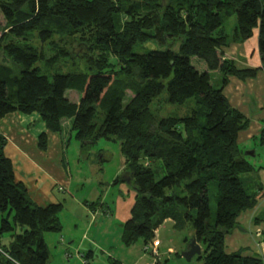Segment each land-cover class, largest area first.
I'll return each mask as SVG.
<instances>
[{"label":"trees","instance_id":"trees-1","mask_svg":"<svg viewBox=\"0 0 264 264\" xmlns=\"http://www.w3.org/2000/svg\"><path fill=\"white\" fill-rule=\"evenodd\" d=\"M0 13V51L21 69L12 76V68L0 64V126L13 112L37 114L50 133H63L69 123L66 131L84 146L118 142L136 194L122 225L124 246L154 242L171 220L175 228L191 223L202 264H264L258 255L226 249L263 188L250 193L239 177L254 171L238 143L250 120L224 93L230 77L246 81L264 70V0H0ZM233 15L237 26L229 35L224 21ZM256 31L261 66L240 69L224 50ZM152 40L169 47L133 53ZM177 40L179 52L171 49ZM60 64L68 73L55 71ZM212 73L221 74L219 88ZM165 90L172 105L194 99L192 115L159 119L150 106ZM128 91L133 97L126 102ZM69 92L79 100H70ZM258 139L264 146V131ZM47 145L43 133L39 146ZM5 148L0 134V264H49L45 235L64 230V204L35 203L16 180ZM211 182H217L215 218ZM87 205L104 207L100 200Z\"/></svg>","mask_w":264,"mask_h":264},{"label":"rangeland","instance_id":"rangeland-1","mask_svg":"<svg viewBox=\"0 0 264 264\" xmlns=\"http://www.w3.org/2000/svg\"><path fill=\"white\" fill-rule=\"evenodd\" d=\"M236 26V15L225 19L224 27L229 35L233 34ZM4 29L5 20L0 13V36ZM168 47V45L162 47L156 40H152L148 43L135 45L133 53L144 54L153 50H164ZM179 47L180 40H177L171 46V49L179 52ZM0 64L10 66L12 68V76L20 74V67L5 58L1 51ZM39 65L42 66V63ZM62 65L60 64L56 67L55 71L68 73L69 70L65 69V67L62 68ZM211 76L213 84L216 88H219L221 85V74L212 73ZM67 95L72 101L79 100L77 92H69ZM131 97H133V94L128 91L126 102ZM166 99L167 91L165 90L150 106L151 111L159 119L191 116L196 108L194 99L188 100L184 105H172L167 103ZM103 118V111L98 109L97 122L100 124ZM64 124L66 131L69 129V123ZM65 131L64 164L72 184L66 191H59L58 188L53 189V193L59 202L64 204V209L60 215L64 230L61 233H48L45 235L50 252L49 264H109V258L120 260L125 264H202L197 258L187 262L181 256L194 235L191 223H186L183 228H175L173 221L172 223L166 222L163 224L157 235L162 244L158 250V257H154L151 243L145 245L144 240H139L129 248L124 246L122 243V222L114 212V201L123 196L121 195V186L118 183L114 184V181L116 178H124L125 176V172L120 171V168L125 163V158L121 153L119 143L102 139L96 144L84 146L75 139L73 134L71 135L69 131ZM241 149L247 154L248 152H254L255 148L241 147ZM258 153V155L255 153L254 156L249 155L247 157L248 162L254 167V171L243 173L239 176L250 193H256L258 185L260 183L263 184L262 180L257 177L260 168L264 167L260 152ZM217 195V182H211L210 199L214 218L217 211ZM99 196L101 198H98ZM98 200L101 202L103 200L106 201V204L113 208V213L107 215L105 213L107 208L105 210L99 208L97 212L90 210L87 204ZM248 213L246 212L242 216ZM259 213H261V218L263 217L262 219H264V209H261ZM260 232H262L263 236L264 230ZM262 236L257 246L264 244ZM7 242L8 239L3 240V243ZM147 246L150 247V250L145 251ZM169 247L176 252L174 254L169 253ZM90 251H92L93 257L87 260L85 256ZM257 254L261 255L260 252Z\"/></svg>","mask_w":264,"mask_h":264},{"label":"crops","instance_id":"crops-1","mask_svg":"<svg viewBox=\"0 0 264 264\" xmlns=\"http://www.w3.org/2000/svg\"><path fill=\"white\" fill-rule=\"evenodd\" d=\"M258 42L259 32L256 31L247 42L231 44L225 48V56L234 60L240 69L258 68L261 66ZM224 93L231 106L250 120L248 130L239 135L240 148H255L254 153L258 155L260 152V158L264 164V146L260 145L258 139L261 132L264 131V70L256 78L246 81L230 77ZM43 133L47 134L48 139L45 150L39 146V137ZM0 134L6 141L5 153L14 163L16 180L25 184L30 198L38 205L43 206L58 203L59 200L54 195L53 189L58 188L59 191H66L72 184L64 164L66 147L64 132L61 134L50 133L37 114L23 115L13 112L2 119ZM243 154L248 161L249 155L244 152ZM125 167L124 163L120 171L125 172ZM258 173L257 177L263 182L258 185V189L259 187L263 188V191L260 192L263 197H260L253 211L240 217V227L226 239L228 253L243 251L244 256L251 257L257 256V253L260 252L261 255L258 256L264 258V244L257 246V243L261 241L262 232L260 231L264 230V222H262L264 219L259 213L261 209H264V167H261ZM127 177L128 174H125V181L118 183L123 196L114 201V212L121 220L122 225L131 218V210L135 204L136 196L130 188V183H126ZM100 196L98 198H101ZM101 203L104 207L98 206L97 211L99 208L101 210L107 208L105 211L108 214L113 213V208L109 204L107 206L106 201L103 200ZM167 222L172 223L171 220ZM168 252L174 254L176 251L169 247ZM85 257L90 260L93 255L87 254Z\"/></svg>","mask_w":264,"mask_h":264},{"label":"water","instance_id":"water-1","mask_svg":"<svg viewBox=\"0 0 264 264\" xmlns=\"http://www.w3.org/2000/svg\"><path fill=\"white\" fill-rule=\"evenodd\" d=\"M246 155H255L254 152L247 153ZM127 183L131 182V178H128ZM202 254V247L198 244L196 238H192L191 242L189 243L187 249L181 254L182 258H184L187 262H191L196 256H201Z\"/></svg>","mask_w":264,"mask_h":264},{"label":"built area","instance_id":"built-area-1","mask_svg":"<svg viewBox=\"0 0 264 264\" xmlns=\"http://www.w3.org/2000/svg\"><path fill=\"white\" fill-rule=\"evenodd\" d=\"M160 245H161V243L158 239H156L154 242L151 243L152 253L155 257H158V255H159L158 250H159ZM148 250H150L149 246H147L145 248V251H148Z\"/></svg>","mask_w":264,"mask_h":264},{"label":"clouds","instance_id":"clouds-1","mask_svg":"<svg viewBox=\"0 0 264 264\" xmlns=\"http://www.w3.org/2000/svg\"><path fill=\"white\" fill-rule=\"evenodd\" d=\"M158 239V238H157ZM159 240V239H158ZM161 243V242H160ZM159 252V251H158ZM155 257V256H154Z\"/></svg>","mask_w":264,"mask_h":264}]
</instances>
